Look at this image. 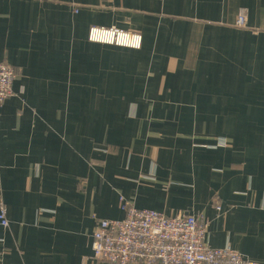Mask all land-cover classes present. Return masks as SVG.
Wrapping results in <instances>:
<instances>
[{"label": "crops", "instance_id": "1", "mask_svg": "<svg viewBox=\"0 0 264 264\" xmlns=\"http://www.w3.org/2000/svg\"><path fill=\"white\" fill-rule=\"evenodd\" d=\"M0 62V264H86L121 198L264 263V0H0Z\"/></svg>", "mask_w": 264, "mask_h": 264}, {"label": "built area", "instance_id": "2", "mask_svg": "<svg viewBox=\"0 0 264 264\" xmlns=\"http://www.w3.org/2000/svg\"><path fill=\"white\" fill-rule=\"evenodd\" d=\"M238 26H246L242 10ZM90 42L141 49L143 36L117 27L92 26ZM16 68L0 62V105L17 96ZM126 216L100 219L93 233L92 255L86 264H264L245 257L231 245L213 248L206 242L209 224L203 216L180 213L167 216L155 209H140L121 198ZM220 210V206L217 208ZM0 223L8 227L7 210L0 205ZM89 261V262H88Z\"/></svg>", "mask_w": 264, "mask_h": 264}]
</instances>
